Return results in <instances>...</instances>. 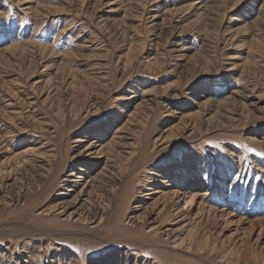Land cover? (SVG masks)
Wrapping results in <instances>:
<instances>
[{
    "label": "rangeland",
    "instance_id": "obj_1",
    "mask_svg": "<svg viewBox=\"0 0 264 264\" xmlns=\"http://www.w3.org/2000/svg\"><path fill=\"white\" fill-rule=\"evenodd\" d=\"M98 259L264 264V0H0V264Z\"/></svg>",
    "mask_w": 264,
    "mask_h": 264
},
{
    "label": "bare ground",
    "instance_id": "obj_2",
    "mask_svg": "<svg viewBox=\"0 0 264 264\" xmlns=\"http://www.w3.org/2000/svg\"><path fill=\"white\" fill-rule=\"evenodd\" d=\"M79 49V48H78ZM204 99V98H203ZM145 101V100H144ZM198 104V103H197ZM217 104V103H216ZM203 106V105H202ZM220 108V107H219ZM218 113V112H217ZM228 114V113H227ZM221 115H223L222 113L220 114V116ZM227 117V116H226ZM222 125V124H221ZM92 144V143H91ZM263 144V143H262ZM89 146H90V144H89ZM89 146H87V147H85L86 149L85 150H87V148H92L93 149V147H89ZM93 146V145H92ZM95 146V145H94ZM102 146H100V148H101ZM98 149V150H101V149ZM98 150H94V151H92V152H88L87 154L88 155H90L91 157L90 158H93V159H99L100 158V156H99V153L100 152H98ZM88 151V150H87ZM102 153V152H101ZM81 154H82V152H81ZM101 155V154H100ZM72 174H73V172H72ZM69 175H71V173L69 174ZM77 175V174H76ZM75 176V175H74ZM76 177V176H75ZM76 179V178H75ZM79 180H82V178L81 179H79ZM76 183L78 182V179H77V181L76 180H74ZM163 182V181H162ZM79 183V182H78ZM166 184V183H165ZM76 185V184H75ZM82 186V185H81ZM173 194H176V196L177 197H180V195H182L183 194V197L184 198H186L185 199V202L187 203V202H194L195 204H196V207H197V211L198 212H200V211H203L204 209H205V206H206V204L204 203V199H203V196L205 195H199V194H197V193H189L188 191H186V190H182V191H178V190H174V192H173ZM186 195V196H185ZM163 196H165V195H163ZM202 196V197H201ZM173 197V196H172ZM172 202V201H171ZM72 204V203H71ZM170 204V203H169ZM173 204V203H172ZM172 204H170V205H172ZM170 207V206H169ZM217 207V206H216ZM185 207H183V209L182 210H186V209H184ZM226 208V207H225ZM224 208V209H225ZM178 209V208H177ZM208 209V208H207ZM141 210V209H140ZM206 210V209H205ZM216 210V209H215ZM219 210V209H218ZM187 212V210L185 211V213ZM218 212V211H217ZM225 211L224 210H220L219 211V213H220V216H225V215H227V214H229V212L227 213H224ZM177 213V212H176ZM183 213V212H182ZM207 213V212H206ZM188 214V213H187ZM216 216H218L217 215V213L215 214ZM230 215V214H229ZM144 216H146V215H144ZM147 217V216H146ZM205 217V216H204ZM134 218V217H133ZM130 219H131V217H130ZM137 219H138V222L139 221H141L140 219H141V217H140V219H139V216H137ZM136 219V220H137ZM136 220H134V221H136ZM241 220V219H240ZM143 221V220H142ZM248 221V220H247ZM137 222V221H136ZM252 222V221H251ZM159 223H161V222H159ZM256 223V222H255ZM249 225V224H248ZM251 225H253V224H251ZM251 227V226H250ZM252 228V227H251Z\"/></svg>",
    "mask_w": 264,
    "mask_h": 264
},
{
    "label": "snow or ice",
    "instance_id": "obj_3",
    "mask_svg": "<svg viewBox=\"0 0 264 264\" xmlns=\"http://www.w3.org/2000/svg\"><path fill=\"white\" fill-rule=\"evenodd\" d=\"M91 264H101V261L98 259L96 261H92Z\"/></svg>",
    "mask_w": 264,
    "mask_h": 264
}]
</instances>
